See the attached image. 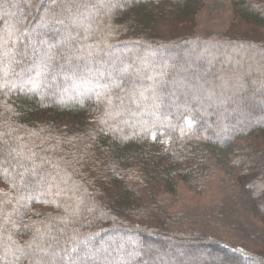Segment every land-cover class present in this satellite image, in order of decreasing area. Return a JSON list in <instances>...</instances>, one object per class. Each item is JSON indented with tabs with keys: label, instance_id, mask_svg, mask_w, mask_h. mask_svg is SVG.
<instances>
[{
	"label": "trees",
	"instance_id": "16d2710c",
	"mask_svg": "<svg viewBox=\"0 0 264 264\" xmlns=\"http://www.w3.org/2000/svg\"><path fill=\"white\" fill-rule=\"evenodd\" d=\"M263 33L264 0H0V264H264Z\"/></svg>",
	"mask_w": 264,
	"mask_h": 264
},
{
	"label": "snow or ice",
	"instance_id": "6c2138e0",
	"mask_svg": "<svg viewBox=\"0 0 264 264\" xmlns=\"http://www.w3.org/2000/svg\"><path fill=\"white\" fill-rule=\"evenodd\" d=\"M113 71L114 72H116L118 75H117V78L116 79H113V86H115V87H119L120 86V84L118 83V79L120 78V76H119V73L121 72V70L120 69H113ZM124 71H126V70H124ZM185 123L186 124H188L189 125V128H191V126L194 124V120H185ZM182 132H183V129L181 130ZM6 135V134H5ZM9 155H11V153H9ZM20 154L19 153H17V156H19ZM19 163V162H18ZM19 166L20 167H23V164H19ZM25 171H27V169H25ZM5 174H7V170H5ZM19 176H20V180H21V182L22 183H25V177H24V173H19ZM14 187H15V185H13ZM29 199L31 198V197H28ZM21 199H24L23 197H21ZM8 223H11L12 221H11V218H9V220L7 221ZM34 239H35V237H34ZM28 247H31L30 245L28 246ZM49 247H51V245H49ZM41 250H43V249H41ZM74 250V249H73ZM22 251V253H23V250H21ZM33 251H35V250H33ZM26 254V253H25ZM13 255H14V259L15 260H20L21 259V256H16L15 255V253H13Z\"/></svg>",
	"mask_w": 264,
	"mask_h": 264
},
{
	"label": "rangeland",
	"instance_id": "374dc122",
	"mask_svg": "<svg viewBox=\"0 0 264 264\" xmlns=\"http://www.w3.org/2000/svg\"><path fill=\"white\" fill-rule=\"evenodd\" d=\"M224 19L226 20V22H225L224 24H227V25L232 24L233 21H234V19H232L231 16H227V17H225ZM218 22H219V21H218ZM245 27H247V26H245ZM263 34H264V33H263ZM183 200L186 201V202H189V198H188V196H187V195L183 196Z\"/></svg>",
	"mask_w": 264,
	"mask_h": 264
}]
</instances>
